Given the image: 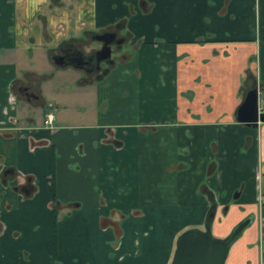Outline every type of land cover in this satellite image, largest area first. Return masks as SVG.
I'll use <instances>...</instances> for the list:
<instances>
[{"label": "crops", "instance_id": "0c3cea01", "mask_svg": "<svg viewBox=\"0 0 264 264\" xmlns=\"http://www.w3.org/2000/svg\"><path fill=\"white\" fill-rule=\"evenodd\" d=\"M117 23L97 79L45 54ZM254 82L264 0H0V264H169L183 229L245 216L222 264H264V121L235 119Z\"/></svg>", "mask_w": 264, "mask_h": 264}, {"label": "flooded vegetation", "instance_id": "af4514ba", "mask_svg": "<svg viewBox=\"0 0 264 264\" xmlns=\"http://www.w3.org/2000/svg\"><path fill=\"white\" fill-rule=\"evenodd\" d=\"M53 6L54 4L49 2V7H53ZM120 24L121 23H117L115 26H112L110 28H102L95 31H91L88 34L83 32L81 36L70 37L69 40L67 41L64 40L62 43H60L57 46L56 50L50 54L51 61L54 64L59 65L54 62L52 57L57 55L61 56L64 63L60 66L70 65L75 68H79L85 75H90L91 77L96 79L99 78L102 74L107 72L109 66L113 63L115 59L119 58L120 55L125 54L124 53L125 51L123 49V44L126 41V37L119 28ZM87 36L91 39L93 43L92 45L87 46L85 44L84 38ZM106 39L109 41L105 42L104 44V41ZM254 84L256 85V89H257L256 90V107H257V100L264 99V91H263L264 88L263 86L257 84L256 82H254ZM17 90L20 91L21 94L24 95L27 99L36 98L35 93H33V91L25 84L22 83L18 84ZM260 111L262 110H258L257 108V112ZM48 114L50 115L49 121L46 120V116ZM52 117H53L52 104L46 103L44 107L43 122L46 124H50ZM263 192L264 191L261 190H257L256 192V199L259 206H264V202L258 200L259 194ZM244 219H247L248 221L242 227V229L249 224V222L251 221V217L245 216L244 218L239 220L236 224H238ZM239 232L237 233V235L239 234ZM236 236L232 237L231 240Z\"/></svg>", "mask_w": 264, "mask_h": 264}, {"label": "water", "instance_id": "95a60500", "mask_svg": "<svg viewBox=\"0 0 264 264\" xmlns=\"http://www.w3.org/2000/svg\"><path fill=\"white\" fill-rule=\"evenodd\" d=\"M107 41L109 40L106 39L104 44ZM52 58L59 65L64 63L61 56ZM256 90L253 83L245 91L235 111L238 122L255 126L257 121H264V110L257 112ZM247 221L242 220L223 237L211 234L210 223H204L201 228L192 226L183 229L175 240L169 264H222L231 238L237 235Z\"/></svg>", "mask_w": 264, "mask_h": 264}, {"label": "built area", "instance_id": "2783aa9c", "mask_svg": "<svg viewBox=\"0 0 264 264\" xmlns=\"http://www.w3.org/2000/svg\"><path fill=\"white\" fill-rule=\"evenodd\" d=\"M257 108H258V110H264V99H258L257 100ZM46 120L47 121L50 120L49 114L46 116ZM258 200L264 202V192L259 194Z\"/></svg>", "mask_w": 264, "mask_h": 264}, {"label": "rangeland", "instance_id": "374dc122", "mask_svg": "<svg viewBox=\"0 0 264 264\" xmlns=\"http://www.w3.org/2000/svg\"><path fill=\"white\" fill-rule=\"evenodd\" d=\"M84 42H85L86 45H91V44H93L92 41H91V39H90L88 36L84 38ZM95 44H96V43H95ZM55 50H56V49H55ZM55 50H54V51H55ZM46 51H47V52H46L45 54H46L47 58H48V57L50 58V54H51L53 51H51V50H50V51L46 50ZM29 87H30V86H29ZM30 88L33 89V86H31ZM31 101H32V100H31Z\"/></svg>", "mask_w": 264, "mask_h": 264}]
</instances>
